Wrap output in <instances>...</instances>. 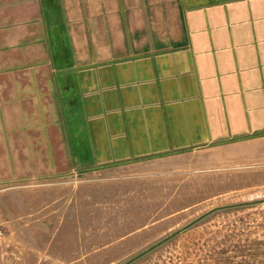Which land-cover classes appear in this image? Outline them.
I'll use <instances>...</instances> for the list:
<instances>
[{
  "label": "crops",
  "instance_id": "0c3cea01",
  "mask_svg": "<svg viewBox=\"0 0 264 264\" xmlns=\"http://www.w3.org/2000/svg\"><path fill=\"white\" fill-rule=\"evenodd\" d=\"M169 159L203 203L264 171V0H0V186Z\"/></svg>",
  "mask_w": 264,
  "mask_h": 264
},
{
  "label": "rangeland",
  "instance_id": "374dc122",
  "mask_svg": "<svg viewBox=\"0 0 264 264\" xmlns=\"http://www.w3.org/2000/svg\"><path fill=\"white\" fill-rule=\"evenodd\" d=\"M180 161L0 186V264H264V171L203 203Z\"/></svg>",
  "mask_w": 264,
  "mask_h": 264
}]
</instances>
